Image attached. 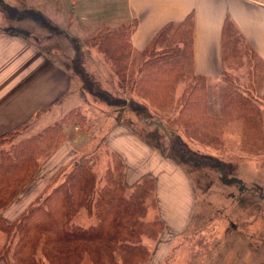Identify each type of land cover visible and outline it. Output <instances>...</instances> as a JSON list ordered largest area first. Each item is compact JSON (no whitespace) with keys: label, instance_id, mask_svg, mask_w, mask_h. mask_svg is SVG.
<instances>
[{"label":"trees","instance_id":"trees-1","mask_svg":"<svg viewBox=\"0 0 264 264\" xmlns=\"http://www.w3.org/2000/svg\"><path fill=\"white\" fill-rule=\"evenodd\" d=\"M0 11L9 20L43 21L39 15L21 12L1 0ZM192 26L191 15L181 23L166 25L141 52L133 51L131 28L125 25L101 27L87 39L85 45L96 47L109 62L121 96L91 81L80 64L77 47L71 71L89 95L137 116L145 124L144 130L138 131L127 119L124 125L164 159L188 173L214 170L221 182L233 184L237 180L231 176V163L193 150L184 139L215 120L207 109V80L194 71ZM233 34V27L225 24V44L232 41ZM223 83V117L240 123L249 145L260 129L261 103L230 77L224 76ZM156 120L165 132L150 126ZM84 125L80 111L73 109L39 134L20 139L19 129L0 137V233L7 236L0 249V264H141L149 254L144 239L155 240L164 232L154 180L143 177L129 189L122 160L109 150L101 187L95 185V158L75 159L13 223L2 218L41 163L67 140L66 129ZM81 211L93 223L83 226L76 222Z\"/></svg>","mask_w":264,"mask_h":264},{"label":"crops","instance_id":"crops-1","mask_svg":"<svg viewBox=\"0 0 264 264\" xmlns=\"http://www.w3.org/2000/svg\"><path fill=\"white\" fill-rule=\"evenodd\" d=\"M62 3L64 4L63 1ZM72 7L68 11L65 5L61 6L59 16L63 13L78 14L79 21L95 31L101 27L112 29L122 25L129 26L130 43L135 52L143 51L166 25L181 23L192 16L194 71L207 80V109L215 119L189 135L199 147L224 152L222 145L211 143H224V138L220 136L226 135L224 128L229 124L237 125L240 131L239 122L223 117L225 105L221 101V92L224 88V76L230 77L235 84L237 76L244 81L239 82L238 86L264 97V0H75ZM225 24L231 25L235 31L232 41L228 40L226 44L223 37ZM252 80L256 83L249 86L254 89L243 86L252 83ZM72 89L73 77L64 64L41 46L36 47L19 34L10 32L0 22V137L22 127H25L24 130L29 129L34 121L62 106L71 97L69 95ZM210 90L215 93L216 100H219L214 102L212 108L209 102ZM260 122V126H264L262 115ZM35 131H30L29 135L40 133ZM233 135L228 133L227 137ZM231 139H235L234 136ZM250 140L264 142V128L259 129ZM106 142L110 151L117 154L123 162L126 185L132 187L143 177L154 180L157 214L171 233V247L181 238L186 243L177 252L172 264H210L212 255L217 257L214 259L216 263L223 262L218 257L225 252L221 250L219 254H215L216 249L213 247L214 240L221 238V231L190 228L197 213L198 202L208 200V193H203L201 188L195 186L191 174L182 166L164 159L155 149L121 125L107 136ZM75 154L68 141L61 144L41 167L21 199L27 200L35 190L42 189L56 171L69 165ZM208 155L217 157L211 153ZM261 157H264V153ZM236 158L244 165L250 164L254 159L256 163L259 160L257 157ZM261 164L264 169V159ZM234 171L231 173L234 174ZM236 183L221 182L216 187L228 192L226 186L229 188ZM202 195L204 197L201 198ZM228 198L233 200L231 196ZM216 222L219 227L226 220L221 215L216 218ZM231 250L235 255L227 261L233 262L232 264L236 259L246 261L247 258L249 260L246 264L250 260V264H264V259L258 262L255 257V260L248 256L245 259L239 254L236 258L242 252L236 248Z\"/></svg>","mask_w":264,"mask_h":264},{"label":"rangeland","instance_id":"rangeland-1","mask_svg":"<svg viewBox=\"0 0 264 264\" xmlns=\"http://www.w3.org/2000/svg\"><path fill=\"white\" fill-rule=\"evenodd\" d=\"M1 1L11 7H15L21 12H33L39 15L43 21L45 20V22L42 21L43 23L40 22L38 18L36 21L32 18L9 20L6 19L0 11V22L2 26L8 28L10 32L19 34V36L36 47H38V45L41 46L44 51L64 64L70 71L72 67L71 61L75 56V48L77 47L80 55V64L91 81H94L104 91L112 93L117 92L116 78L112 74L109 62H107L104 55L99 52L96 47L85 45V41L93 37L96 31L88 29L85 23L80 22L78 14L63 13L62 16H59L61 15L59 14L60 7L65 5L66 9L71 11L73 8L72 5L75 4V0ZM256 69L258 68L256 67ZM71 74L73 77V89L69 95L71 97L66 100L62 106L55 108V110H51L50 114L40 117L37 121L33 122V125L30 124L31 126L29 129L24 130L25 127H22L19 131V138L29 137L30 131H35L36 127L37 130L35 133L41 132L47 126H51L56 121L60 120L69 111L78 109L85 120V125L82 129L78 126L68 127L66 129V141H68V144L72 146L76 152L73 160L80 158H95V164L93 166L96 177L95 185L96 187H101L104 183V174L109 164V157L106 152L107 150L110 151L106 142L107 136L119 125L125 127L135 135L124 125L126 119L127 121L129 120L138 131L144 130L145 124L140 122L137 116L128 112L127 109L124 108L121 110L111 108L89 95L85 92L86 90L82 88L79 80L73 75L72 71ZM236 78V85H238L239 82H244L237 76ZM254 80H252V83L243 86L248 89H254L252 86H249L250 84L255 85L256 82H254ZM117 93H119V95L121 94L119 91ZM250 94L261 103V115L264 116V111H262L264 110V97L260 95V98L257 94ZM215 101L219 102V100H216L215 93L210 90L209 102L211 103V108ZM150 126H155L165 132L162 124L157 120L153 121ZM261 128H264V126H260V129ZM225 129L227 131L226 135L220 136V138H224V143H211L214 145L217 144L218 146L222 145L224 152L199 147V145L192 142L190 138H184L193 150L199 153L215 154L226 162H232V167L235 171L231 176L239 181L232 187L227 188L226 186V189L229 190H227L228 192H223L216 187L217 185H221L219 174H217L216 171L203 169L198 172L189 173L191 174L195 186L199 189L201 188L200 190L203 193H208L207 201L198 202L197 213L190 228L193 230L203 228L209 231L215 229L221 231L222 236L219 240L217 238L214 240L213 247L215 246L216 249L215 254L217 252L219 254L221 250L225 252L223 253L224 255L218 257L219 259H223V262L216 263L214 259L217 257L212 255V257H210V264H224V262L225 264H232L233 262L227 261L230 257L235 255L231 248H236L242 253L245 252L243 254L238 253L236 258L240 255L244 256L245 259L247 258L246 256L250 257V259L255 257L256 261L259 262L264 259V169H262L261 164L262 159H264V157H261V154L264 153V142H252L248 147L244 140L242 128L239 131L237 125L232 123V125L229 124L227 128L225 126L224 130ZM213 133L216 134L215 131H213ZM228 133L230 135L233 133L235 139H231L233 136L228 138ZM238 134L240 135L238 136ZM252 145L255 146L252 147ZM51 155L41 163L39 171L41 167L44 166V163L49 160ZM239 156L240 158L247 159L257 157L259 160L256 163L254 159V163L250 162V164L244 165L243 162L238 161L236 158ZM73 160L71 162H73ZM69 167L70 166H66L56 171L51 178L45 182L44 187L31 193L27 200L21 199L27 188L31 187L39 173L38 171L25 190H23L17 199L3 211L2 218L9 224L13 223L24 209H26L29 204L40 196L44 189L49 186L54 176L62 170L67 169L68 171ZM127 187L129 189L131 188V186L128 185ZM229 196L233 197L232 201L228 198ZM202 197H204V195H202L201 198ZM151 211L152 210L149 212H155L154 210V212ZM150 213L149 217L151 218ZM221 215L225 218L226 222H223V226L220 225L218 227L216 218ZM246 219L250 221L247 222ZM75 221L83 226L93 223L92 220L88 219L84 211L79 213ZM183 242L184 240L181 238L171 247V233L165 228L162 235L157 239H144L143 243L147 247L149 254L146 261L141 264H172L174 258L177 256V252L185 246L186 243L184 242L183 244ZM6 243L7 236L0 233V249H2ZM248 260V258L246 261L236 259L234 264H246ZM251 262L252 260H250L248 264ZM84 264L88 263L85 262Z\"/></svg>","mask_w":264,"mask_h":264}]
</instances>
